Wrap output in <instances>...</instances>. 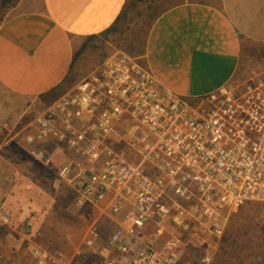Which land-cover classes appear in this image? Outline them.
Here are the masks:
<instances>
[{
    "label": "built area",
    "instance_id": "2783aa9c",
    "mask_svg": "<svg viewBox=\"0 0 264 264\" xmlns=\"http://www.w3.org/2000/svg\"><path fill=\"white\" fill-rule=\"evenodd\" d=\"M34 111L27 154L48 164L42 143H61L71 157L56 180L71 188L74 207L97 213L77 255L196 264L182 258L197 250L209 264L229 217L264 202V68L185 97L160 86L145 60L115 50L59 96L34 101ZM4 201L0 229L11 221ZM18 227L33 264H49L30 223Z\"/></svg>",
    "mask_w": 264,
    "mask_h": 264
},
{
    "label": "crops",
    "instance_id": "0c3cea01",
    "mask_svg": "<svg viewBox=\"0 0 264 264\" xmlns=\"http://www.w3.org/2000/svg\"><path fill=\"white\" fill-rule=\"evenodd\" d=\"M125 5L126 0H18L6 10L0 22V157L16 156L8 147H17L18 137L26 152L31 101L71 86L69 74L101 60L87 59L90 53L115 45L102 34ZM86 42L99 46L75 60ZM143 55L157 83L185 97L259 71L254 67L264 62V0H183L165 7L146 33ZM42 144L57 170L71 157L59 142ZM0 195L11 218L7 228L14 231L0 229V264H33L24 236L13 227L28 221L13 216L7 194L0 190Z\"/></svg>",
    "mask_w": 264,
    "mask_h": 264
},
{
    "label": "rangeland",
    "instance_id": "374dc122",
    "mask_svg": "<svg viewBox=\"0 0 264 264\" xmlns=\"http://www.w3.org/2000/svg\"><path fill=\"white\" fill-rule=\"evenodd\" d=\"M180 1L183 0H141L121 24V31L110 36L115 45L90 53L87 59L101 60L86 66L80 74L78 71L75 75L69 74L66 83L72 85L77 82L115 50L137 56L144 63V41L151 23L165 7ZM260 66L254 68H264V62ZM32 102L25 114L24 125L33 118ZM17 139V147H8L9 152L16 156L8 159L0 157V190L7 194L12 215H22L30 222L31 238L48 251L51 257L49 264H76L82 258L100 264L98 257L85 251L80 255L76 253L86 227L97 215L96 211L74 207L71 188L65 182L56 180L58 164L53 158L48 164L37 162L20 150L21 138ZM13 227L16 231L20 229L15 225ZM4 231L3 234H6L7 231ZM107 233V230L104 231V234ZM210 252L209 264H264V202H247L240 206L229 217L224 234L215 241ZM190 253L182 259L200 264V252L190 250Z\"/></svg>",
    "mask_w": 264,
    "mask_h": 264
},
{
    "label": "trees",
    "instance_id": "16d2710c",
    "mask_svg": "<svg viewBox=\"0 0 264 264\" xmlns=\"http://www.w3.org/2000/svg\"><path fill=\"white\" fill-rule=\"evenodd\" d=\"M17 1L18 0H0V22L2 21L6 10L8 8L14 6L17 3ZM140 1L141 0H126V5L124 6L122 12L118 16V19L116 20V22H114V24L111 25L108 29H106V31L102 34V36H104V38H103L104 40L110 41L111 40L110 36H115V34L117 35V33H119L121 31V29H120L121 24L124 23V21L127 19V16L130 13V11H133ZM98 46H99V44L92 46L91 42L84 43L82 45V47L76 51L74 59L78 60V57L81 54V52H83L87 48L92 47V48L96 49V48H98ZM118 47H119V45H118ZM132 56H134V55H132ZM134 57H137V56H134ZM65 90H66V88H61V86H60L59 88L52 89L51 91L47 92L46 94L41 95L40 99L47 102L48 100L59 96Z\"/></svg>",
    "mask_w": 264,
    "mask_h": 264
}]
</instances>
